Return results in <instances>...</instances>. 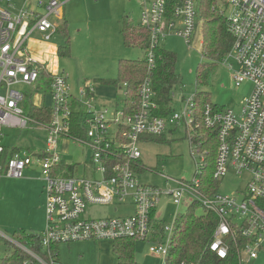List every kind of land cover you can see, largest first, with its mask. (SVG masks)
Returning a JSON list of instances; mask_svg holds the SVG:
<instances>
[{"label": "built area", "instance_id": "obj_1", "mask_svg": "<svg viewBox=\"0 0 264 264\" xmlns=\"http://www.w3.org/2000/svg\"><path fill=\"white\" fill-rule=\"evenodd\" d=\"M196 4L197 0H141L140 26L149 33L148 71L139 89L138 111L127 114L121 107L97 103L87 96L86 88L80 90L84 100L76 99L68 75L48 71L47 56L58 55L60 48L46 45L58 34L59 24L53 18L62 20L65 2L0 0V178L23 179L33 167L44 174L46 225L40 233L44 247L134 239L150 243V253L161 264H199L172 261L175 224L164 227L157 212L165 196L177 206L189 202V208L199 205L217 217L207 250L218 259L227 260L233 253L237 264H252L264 252V0H224L229 11L228 30L234 40L224 65L236 87L246 82L253 85L240 110L208 104L200 111L196 94L176 104L173 89V110L161 116L153 89L152 50L171 35L191 45L197 29ZM44 72L51 78L49 107L34 103L41 81L45 79L43 83L48 85ZM19 87L29 90L23 92ZM88 88L92 93L93 88ZM74 100L84 109V136L70 134ZM25 105L50 109L49 122L32 118ZM4 127L46 132V148L11 153L2 143ZM202 129L217 135L211 177L219 182L230 171L247 174L250 179L244 192L223 196L203 185L208 151L203 148ZM169 130L185 132L197 173L190 182L166 177V183H175L176 188L162 191L140 184L134 164L141 160V140L164 136ZM66 140L88 153L83 176H79L78 166L65 164L62 159L60 141ZM114 204L130 205L131 214L86 218L90 206Z\"/></svg>", "mask_w": 264, "mask_h": 264}, {"label": "rangeland", "instance_id": "obj_2", "mask_svg": "<svg viewBox=\"0 0 264 264\" xmlns=\"http://www.w3.org/2000/svg\"><path fill=\"white\" fill-rule=\"evenodd\" d=\"M20 1V0H17ZM65 2L62 11V20H53L60 26L66 22L69 36L68 56H47V69L51 74L68 75V85L72 95L81 100L80 90L88 87L94 89L97 98L111 108H116V100L121 91L114 86L97 84L96 79L111 81L119 80V61L137 60L143 58L142 49L129 48L124 45L122 30L123 22H130L140 26L141 0H60ZM224 14L229 11L223 6ZM202 22L197 18V29L191 45L185 40L171 35L161 42V46L176 56L175 71L181 83L174 89L177 96L176 104L183 98L191 97L198 92L210 95L215 105L239 111L243 99L253 90L251 83H244L236 87L231 71L224 62L209 72L207 83L199 84L197 71L209 68L212 61L201 54L203 35ZM141 27V26H140ZM66 38L58 33L46 46L61 48L66 46ZM45 80V79H44ZM41 81V90L35 91L34 103L50 105L49 85ZM93 84L95 86H93ZM23 92L29 88L19 87ZM31 91V90H30ZM84 100V98L82 99ZM177 107V105H176ZM28 112V108L24 107ZM48 133L35 130H20L4 127L2 129V143L9 149L20 152L42 151L46 148L45 142ZM63 161L68 165L78 166L79 176L84 175V164L88 153L77 143L70 141L64 144L60 141ZM141 165L145 170L137 169L139 182L142 185L156 187L162 191L176 188L172 182L166 183V177L175 180L192 181L196 177V164L191 153V146L185 132L169 130L164 138L153 137L150 140L139 142ZM91 154L89 153V157ZM33 167L26 171L23 179L0 178V259L10 256L11 250L6 245H12L25 251V248L16 244L14 232L41 233L46 225L45 213V183L44 174L40 169ZM91 168V165H89ZM90 175L87 174V177ZM249 175L230 171L219 181L218 193L223 196H235L245 191L249 182ZM190 203L183 202L175 205L167 197H162L158 205V217L164 227H173L179 214L187 213ZM132 207L125 205H95L87 210V219L104 217L117 218L130 215ZM205 213L202 206L194 210L196 216ZM150 243L135 242V259L139 264H161L158 257L152 256L149 251ZM27 252V251H25ZM60 264H118L117 256L113 252V241L75 242L60 244ZM252 264H264V252Z\"/></svg>", "mask_w": 264, "mask_h": 264}, {"label": "trees", "instance_id": "obj_3", "mask_svg": "<svg viewBox=\"0 0 264 264\" xmlns=\"http://www.w3.org/2000/svg\"><path fill=\"white\" fill-rule=\"evenodd\" d=\"M223 6H225L224 0H197L196 10L198 18L202 22L201 31L203 35L201 54L212 61V64H209V68L202 69L200 67L198 69L197 76L199 84L205 85L207 83L209 72L214 71L219 63L225 61L233 46L234 40L228 30V19L224 14ZM172 9L173 5H170L168 10L169 18ZM58 33H61L67 39L66 46L59 49L58 55L68 56L70 52L66 22H63L61 26L59 25ZM122 37L126 47H138L142 49L145 53L144 57L137 60H120L118 81L96 79L95 82L104 86L118 88L122 94L115 102L116 107H121L127 114H135L138 111L139 89L148 71L147 53L150 50L149 33L146 29L126 21L123 22ZM152 51L155 57V69L152 72L153 89L156 94L155 101L160 106L159 114L161 116H167L173 110L170 93L181 83L175 71L176 56L168 51L165 46L161 45ZM43 76L48 77L47 84L49 85L51 78L45 72ZM93 86L95 85L93 84ZM86 93L88 97L95 99L93 92L91 93L89 88H86ZM124 93L125 95H123ZM196 102L200 111L208 104L224 109V107L213 104L210 95L206 92L196 93ZM26 107L28 108L27 114L35 120L49 122L51 118L50 109L44 107H29L27 105ZM72 110L74 124L70 134L84 136L83 126L81 124L84 114L83 106L74 100L72 102ZM200 133L203 134V148L208 151V155H206L208 168L203 178V185H208L211 193H217L219 182L214 181L211 177L218 146L217 135L214 131L205 129H202ZM160 138H164V136ZM198 141L200 140L197 137L196 142L198 143ZM10 150L11 153L17 151V149ZM134 165L135 170H144V166L141 165L140 161L135 162ZM196 207V205H192L187 213L179 214L176 219L171 247L172 261L175 263L237 264L233 253L230 254L227 260L223 261L207 250V246L211 242L218 225V219L216 216L207 212L201 216H196L194 214ZM13 238L14 241L29 252H25L7 241L6 245L10 248L11 254L6 259H0V264H41L37 258L46 264L60 263V244L55 243L47 248L44 247L40 233L18 230L14 232ZM135 242L134 239L113 242V252L117 256L118 264H139L135 259Z\"/></svg>", "mask_w": 264, "mask_h": 264}, {"label": "crops", "instance_id": "obj_4", "mask_svg": "<svg viewBox=\"0 0 264 264\" xmlns=\"http://www.w3.org/2000/svg\"><path fill=\"white\" fill-rule=\"evenodd\" d=\"M92 92H93V95H94V97H95V99H96V102L97 103H99V104H102V105H111V104H106V103H104V101L103 100H101V99H99V98H97L96 96H95V94H94V89L92 90ZM63 142V141H62ZM70 141H64V144H68ZM132 212V211H131ZM159 218V217H158ZM59 253H60V246H59ZM60 264V263H59Z\"/></svg>", "mask_w": 264, "mask_h": 264}]
</instances>
